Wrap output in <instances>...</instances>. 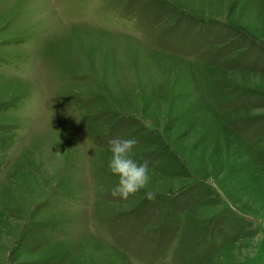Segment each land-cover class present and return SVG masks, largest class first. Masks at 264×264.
Listing matches in <instances>:
<instances>
[{
  "label": "rangeland",
  "instance_id": "obj_1",
  "mask_svg": "<svg viewBox=\"0 0 264 264\" xmlns=\"http://www.w3.org/2000/svg\"><path fill=\"white\" fill-rule=\"evenodd\" d=\"M0 264H264V0H0Z\"/></svg>",
  "mask_w": 264,
  "mask_h": 264
},
{
  "label": "clouds",
  "instance_id": "obj_2",
  "mask_svg": "<svg viewBox=\"0 0 264 264\" xmlns=\"http://www.w3.org/2000/svg\"><path fill=\"white\" fill-rule=\"evenodd\" d=\"M137 142L136 138L119 136L108 140V170L118 178L110 195L115 199L126 200L137 192L146 190L145 198L153 201L157 193L149 188V184L155 171L150 168L149 160L138 162L134 158L133 148Z\"/></svg>",
  "mask_w": 264,
  "mask_h": 264
}]
</instances>
